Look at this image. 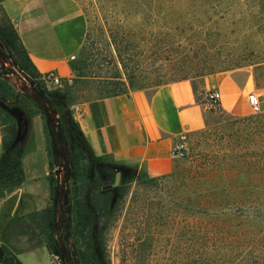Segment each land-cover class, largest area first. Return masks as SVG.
Returning a JSON list of instances; mask_svg holds the SVG:
<instances>
[{"label": "rangeland", "instance_id": "1", "mask_svg": "<svg viewBox=\"0 0 264 264\" xmlns=\"http://www.w3.org/2000/svg\"><path fill=\"white\" fill-rule=\"evenodd\" d=\"M75 1L85 16L88 35L82 43L87 75L77 78L73 72V82L67 85L74 105L114 90L154 88L183 77L194 83L197 99L205 102L203 86L209 75L207 66L214 68L209 70L213 71L211 74L221 71L240 74L241 70L251 71V63L264 61V6L259 15L260 8L246 0L229 8L223 6V12L220 9L208 14L209 18L198 12L177 11L173 15L165 11L156 20L134 16L125 22H119L114 14L108 15L105 6L90 0ZM155 40L163 47L158 55H154L150 47ZM114 42L119 48L129 46L130 54L110 56L108 46L116 50ZM136 44V51H132ZM79 50L72 59L79 55ZM5 56L6 51L0 45V67L8 69L7 73L0 71V75L9 80L17 94L25 95L31 90L28 81ZM65 87L42 85L37 81V88L45 90L46 103L53 90ZM263 89L264 84L256 86L252 79L250 91L261 93ZM40 107L46 124L44 108ZM72 107L68 108V114L76 121ZM203 108L208 124L190 135L186 154L177 158L173 170L154 178L141 176L135 170L126 192L119 197L117 217L103 232L112 264H219L226 259L216 251L205 253L200 246V218H214L216 212L215 206L204 200V195L219 189L225 184L224 180L237 171L236 163L229 158L249 144V148H254L253 142H256L255 148H259L262 136H254V126L242 119L254 115L246 100L232 110L209 103ZM262 109L264 111V107ZM62 115L68 118L64 112H57L58 124ZM60 157L58 154L54 160L55 169ZM260 162L255 168L243 166L242 170L260 172ZM62 163L66 164V160ZM98 173L107 181L108 177L101 174L100 169ZM124 174L128 175L126 171ZM64 178L65 171L60 174L58 184L66 188ZM55 180L57 188L56 176ZM247 185L262 188L263 182L258 180ZM254 209L246 208L259 213ZM60 213L58 224L66 212ZM41 250L24 256L31 259L42 256L41 260L47 261L45 251Z\"/></svg>", "mask_w": 264, "mask_h": 264}, {"label": "trees", "instance_id": "2", "mask_svg": "<svg viewBox=\"0 0 264 264\" xmlns=\"http://www.w3.org/2000/svg\"><path fill=\"white\" fill-rule=\"evenodd\" d=\"M0 0V45L5 49L19 69L39 83L46 82L38 74L21 38L10 20L9 15ZM101 7H106L108 15H115L119 22H125L134 16L144 19L156 20L163 12L181 13L198 12L209 18L208 14L216 11L223 12V6L231 7L242 0H90ZM246 2L259 7L258 14H262L264 0H246ZM109 11V12H108ZM220 12V13H221ZM223 17V15H222ZM173 18L172 23H174ZM88 34H86L87 36ZM116 45V50L108 46L110 56H128L131 49L129 46ZM204 48L206 45H202ZM138 45H133L132 51H136ZM154 55L161 53L163 48L156 40L150 46ZM79 55L71 59L69 65L77 78L85 77L86 56L84 44L79 48ZM141 55V54H140ZM250 70H242L232 73L233 79L243 85L248 75L252 76L256 86L264 84V61L251 63ZM206 74H211L214 69L211 65ZM181 79H188L183 77ZM192 83V82H191ZM193 90L196 91L194 83ZM118 92L114 90L105 95ZM47 103L57 110L64 112L72 104V96L69 86L63 89H55L51 92ZM104 96V95H101ZM23 106H18L19 104ZM214 105V104H213ZM40 114L44 118L43 110L27 95H19L8 79L0 75V128L1 147L0 154V197L7 192L20 186L24 173L22 167L21 152L18 144V122L20 119H27ZM249 121L254 126V136L260 135L262 145L259 148L254 143V148L250 144L244 150L236 151V155L229 159L236 163L235 171L229 179L224 180L216 191H209L204 195V200L215 206L214 218H200L198 230L201 235L200 246L205 253L216 251L223 254L226 259L219 264H264V111H256L253 116L242 118ZM208 122L205 119V125ZM44 130L47 134V153L49 157L50 173L48 180L51 190V202L40 211H33L27 215H17L11 218L6 227L5 241H9L7 235H24L27 237L29 247L44 245L50 254H58L64 258L60 247L57 245L56 216L59 190L56 188V180L53 172L54 160L61 154V151H53L50 142L47 125L44 123ZM58 130L67 147L65 158L69 167L68 182L66 186L64 209L65 226L71 237L72 251L77 257L76 264H112L105 236L103 232L111 221L115 220L118 213L119 197L127 190V185L133 180L135 167L124 166L119 169L112 159L104 156H96L86 138L82 134L78 123L65 116H61ZM94 160V169L91 173V160ZM250 158V159H249ZM261 160L262 170L259 172L244 171L243 166L257 167ZM243 164V165H242ZM101 174H105L108 179L104 181ZM119 171L121 177L117 185L115 173ZM124 171L128 175L124 174ZM251 172V173H250ZM154 178V177H152ZM263 182L262 188L248 187L247 183ZM233 182V184H231ZM110 183L109 188H104ZM253 207L259 210L255 213L246 208ZM96 223V228L95 227ZM6 249L5 246H3ZM68 256H70L68 254ZM205 263H208L205 260ZM2 264H21L15 254L9 253L5 256Z\"/></svg>", "mask_w": 264, "mask_h": 264}, {"label": "crops", "instance_id": "3", "mask_svg": "<svg viewBox=\"0 0 264 264\" xmlns=\"http://www.w3.org/2000/svg\"><path fill=\"white\" fill-rule=\"evenodd\" d=\"M2 5L38 74L42 76L52 70L62 78L73 77L69 62L81 47L87 31L85 16L77 2L4 0ZM251 83V75L240 85L232 73L209 74L203 86L205 102L197 99L189 79L163 83L154 88H133L79 103L81 112L76 122L96 156L109 157L118 168L133 166L141 176H164L177 163V158L170 154L173 143L181 136H185L188 142L191 134L204 128L203 105L209 103L206 93L218 88L221 94L219 105L232 110L246 100ZM262 107L264 100H260L261 111ZM44 123L39 114L18 122L17 140L24 177L20 186L0 197V219L9 205L6 197L17 188L21 190L23 203L13 217L40 211L51 202L47 178L51 170ZM1 139L0 128V154ZM8 222L0 229V245L6 247L3 248L6 255L15 254L21 264H53L46 246L29 247L24 235H7L9 241H5L3 229ZM41 249L45 251L47 261L41 260L42 256L36 259L24 256L36 254Z\"/></svg>", "mask_w": 264, "mask_h": 264}, {"label": "water", "instance_id": "4", "mask_svg": "<svg viewBox=\"0 0 264 264\" xmlns=\"http://www.w3.org/2000/svg\"><path fill=\"white\" fill-rule=\"evenodd\" d=\"M6 55L7 56H5V57H9L12 60L13 65L15 66V68L17 69V71L29 83V87H30L31 90L30 91H26L25 92V95H27L28 97H30L38 105H40V106H42L44 108V112L46 114V125H47L48 134H49L50 142L52 144V149H53L54 153L55 152H58V150L61 151L62 156H61L60 161L59 162H56L57 168L54 170V173H55V176L57 178V188L60 190V196H59V199H58V206L60 208H62L63 207L64 200H65L66 188H64L63 186H59L58 182H59V179H60V173H61V171H65V178H64V180L66 181V186H67L69 167H68L67 163L66 164H63L62 163V161L66 160L64 158V154H65V144L63 143V139H62V137L60 135V132L58 130L59 124L56 121V113H57V110L54 109V108H52V107H49L47 105V103L45 102V100L43 98V94H44L45 90L38 89L37 88V80L35 78L30 77L25 72H23L21 69H19V67L13 61V59L8 54H6ZM0 71H2L4 73H7L8 72V69L6 67H0ZM68 111L69 110L66 109L64 111V113L67 115L68 120H70L71 117L69 116V114H68L69 112ZM90 160H91V173H92V171L94 169V160L91 157H90ZM121 168H119V169H121ZM119 179H120V172H116V174H115V185L118 184ZM110 186L111 185H106L105 188H109ZM20 196H21V190L19 188H17L15 191H13L10 195H8L6 197V200H8L9 205L7 207V210L3 214L2 218L0 219V229L2 228V226L4 224H6L13 217V215L15 213V210L17 208H20L21 207V204L23 203V200L20 199ZM96 226L97 225L95 223V227L94 228H96ZM57 238H59V237H57ZM57 245L59 246V242L58 241H57ZM61 253L63 254V249L61 250ZM71 254L73 255L74 253L71 252ZM5 255H6V252L4 251L2 245H0V264L3 263V260H4Z\"/></svg>", "mask_w": 264, "mask_h": 264}, {"label": "built area", "instance_id": "5", "mask_svg": "<svg viewBox=\"0 0 264 264\" xmlns=\"http://www.w3.org/2000/svg\"><path fill=\"white\" fill-rule=\"evenodd\" d=\"M46 83H50L55 87H63L67 85H71L73 82V77L62 78L55 71H48L41 77ZM246 102L253 109L254 112L260 111L259 104L260 100H264V89L261 93H257L253 90L248 91L246 93ZM206 99L211 105H219L221 94L218 88H213L206 93ZM73 118L77 119V116L81 112V108L79 104L73 105ZM187 151V140L185 136H181L178 140H176L172 147L170 154L173 158H183ZM63 172V171H61ZM69 247L72 248L71 237L69 235ZM60 244V243H59ZM73 252V251H72ZM74 253V252H73ZM72 255V254H71ZM70 255L71 262L68 264H76L77 257L75 254ZM52 263L53 264H63L64 258H61L58 254H51Z\"/></svg>", "mask_w": 264, "mask_h": 264}, {"label": "flooded vegetation", "instance_id": "6", "mask_svg": "<svg viewBox=\"0 0 264 264\" xmlns=\"http://www.w3.org/2000/svg\"><path fill=\"white\" fill-rule=\"evenodd\" d=\"M61 156H62V154H61ZM64 158H65V154H64ZM60 159H61V157H60ZM54 170H55V167L53 168V172H54ZM117 172H119V171H117ZM54 175H55V173H54ZM104 188H105V186H104ZM57 204H58V201H57ZM57 204H56V207H57ZM60 211H61L60 214L64 213V211H65L64 204H63L62 208H60L59 206L57 207L56 227H57V233H58L57 237H59L58 238L59 239L58 242L60 243L59 246H60L61 250L63 249V253L65 255L63 264H68V263L71 262L70 256H68V254L71 255L72 248L69 247L70 246L69 245V240H68L69 233H68V230L66 229V226H65L66 225L65 224V221H66L65 216L62 215L61 218H63V220L59 224L57 223V218H58V215H59Z\"/></svg>", "mask_w": 264, "mask_h": 264}, {"label": "bare ground", "instance_id": "7", "mask_svg": "<svg viewBox=\"0 0 264 264\" xmlns=\"http://www.w3.org/2000/svg\"><path fill=\"white\" fill-rule=\"evenodd\" d=\"M21 86V85H20Z\"/></svg>", "mask_w": 264, "mask_h": 264}]
</instances>
